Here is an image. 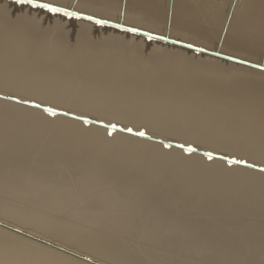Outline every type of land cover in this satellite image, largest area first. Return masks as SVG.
<instances>
[{
	"label": "bare ground",
	"instance_id": "obj_1",
	"mask_svg": "<svg viewBox=\"0 0 264 264\" xmlns=\"http://www.w3.org/2000/svg\"><path fill=\"white\" fill-rule=\"evenodd\" d=\"M27 1L0 0V222L99 264H150L139 251L151 257L172 246L153 264H264V71L169 44L144 61L136 37L164 43L126 30L155 34L151 23L164 24L190 45L264 65V0L64 8L80 19L75 31L119 30L136 36L130 45L112 32L72 44L66 27L36 21L56 10L36 2L62 3ZM185 54L196 56L191 67ZM216 226H239L244 237L219 236ZM130 231L149 241L136 251L115 240ZM0 264L89 263L0 227Z\"/></svg>",
	"mask_w": 264,
	"mask_h": 264
},
{
	"label": "rangeland",
	"instance_id": "obj_2",
	"mask_svg": "<svg viewBox=\"0 0 264 264\" xmlns=\"http://www.w3.org/2000/svg\"><path fill=\"white\" fill-rule=\"evenodd\" d=\"M73 1V0H72ZM216 1H219V2H221V0H216ZM50 2V1H49ZM52 2H54V1H52ZM75 2V0L73 1V2H67V3H65V2H61V1H55L54 3H56L55 5H58L59 3V5L58 6H64L63 8H66V9H71V10H75L76 9V11L78 10L79 12H80V10H81V12H89V10H84V8H80V9H77V8H75V4H71V3H74ZM61 3H62V5H61ZM67 4V5H65V4ZM70 4V6H69V4ZM9 6V8H8V6ZM69 6V7H68ZM72 6V7H71ZM12 7V8H11ZM6 8L10 11V12H12V9H13V6L10 4V3H6ZM25 8H27V7H24V9L23 8H20V9H18V10H16L15 12H16V14L17 13H21L22 11H25L26 9ZM34 8H37V9H42V10H48V9H46V8H40V7H35L34 6ZM19 10L21 11V12H19ZM83 10V11H82ZM106 10V9H105ZM18 11V12H17ZM38 10H36V12H37ZM51 11H55L56 13H59V14H56L55 12V14L53 13V14H47L46 12L44 13V12H40V15H38L37 16V18H36V21L38 20V22L39 21H41V22H39V24L41 25V27H43V28H46V27H56L57 26V28H60L61 26H64V27H66V28H64V27H61V28H64V31L67 33V37H69L68 39H69V41L73 44H76L77 43V41H79L80 40V37H82V35H86V37H87V34H81V32L80 31H78V32H80V33H78L77 31H75V30H81V29H78V27H80L79 25H80V19H78L77 17V19L76 18H74L75 16H72L75 20H72V19H70V17H68V16H71L70 14H66V13H63V12H60V11H56V10H51ZM50 11V12H51ZM13 15V14H12ZM46 17H45V16ZM53 15H54V17H53ZM61 15V16H60ZM62 15H67V17L66 16H62ZM102 15H104L105 16V18H110V21H112V20H115V21H113V22H117V20L119 21L120 19H117L116 18V15H118V14H116V15H110V14H107V15H110V16H107V15H105V14H102ZM107 16V17H106ZM42 17V18H41ZM61 17H62V19H61ZM44 18V19H43ZM58 18L59 20H58V23L57 22H54V21H56V19ZM115 18V19H114ZM43 19V20H42ZM46 19V20H45ZM52 19H53V21H52ZM55 19V20H54ZM69 19V20H68ZM126 19L127 18H125V20H124V24H128L127 26H129V23H130V25H132L133 24V22L131 21L132 19H127V21H126ZM109 20V19H108ZM48 21V22H47ZM50 21V22H49ZM59 21H61L60 23L61 24H64V25H61L60 23H59ZM70 21H72V24H69V22ZM76 21V22H75ZM47 22V23H46ZM78 22V23H77ZM119 22H121V21H119ZM126 22V23H125ZM53 23H54V25H56V26H54L53 25ZM55 23H57V24H55ZM77 25H76V24ZM46 24V25H45ZM53 26H52V25ZM70 25V26H69ZM97 25H99V24H97ZM134 25V24H133ZM160 25V26H159ZM155 24V23H151V26H153L152 27V29H154V30H151V31H156V33H158V32H160L159 34H161L162 35V33H164L163 34V36H167V37H170V39H174V37H175V39L174 40H177V34H175V36L173 35V33H172V30H168L169 28L167 27L166 28V26L163 24V25H161V24ZM45 26V27H44ZM70 28H69V27ZM92 26V27H91ZM89 25V26H87V28L88 29H90V30H88V31H86V33H88V35H89V37H87V39H89V38H91L90 40L91 41H95V42H98V41H100V40H102V39H105L106 37H108V36H110L111 34H113L114 36H117V37H119L120 36V38L121 37H123L124 35H123V33H120L119 32V30H115L114 29V31L113 30H111L110 31V29H105V28H97L96 26H93V24L92 25ZM157 26H159L158 28H157V30L155 29ZM162 26V27H161ZM90 27V28H89ZM104 27H106V26H104ZM155 27V28H154ZM165 27V28H164ZM76 28V29H75ZM93 28V29H92ZM107 28V27H106ZM115 28H117V27H115ZM139 28H141V27H139ZM165 30H164V29ZM75 29V30H74ZM92 29V30H91ZM101 29V30H100ZM118 29V28H117ZM163 29V30H162ZM167 29V30H166ZM69 30H71V31H69ZM74 30V31H73ZM98 30L101 32H98ZM143 30V29H142ZM145 30V29H144ZM159 30V31H158ZM160 30H162V31H160ZM69 31V32H68ZM91 33H90V32ZM108 31V32H107ZM158 31V32H157ZM76 32H77V34H76ZM108 34H107V33ZM112 32V33H111ZM166 32V33H165ZM169 32V33H168ZM65 33V34H66ZM69 33V34H68ZM109 33H111L110 35H109ZM130 34H135V35H139V34H136V33H134V32H129ZM154 33V32H153ZM155 33V34H156ZM171 33H172V35H171ZM77 36V37H75V35ZM81 35V36H78V35ZM92 34V35H91ZM99 34V35H98ZM103 34V35H102ZM159 34H157V35H159ZM70 35V36H69ZM93 35H94V37H93ZM108 35V36H107ZM123 35V36H122ZM131 36V35H125L124 36V39H130V42H129V45H130V43L131 42H133V41H131V38L132 37H136V36ZM169 35H171L172 36V38H171V36H169ZM90 36H92V37H90ZM96 36V37H95ZM100 36L102 37V38H100ZM106 36V37H105ZM129 36V37H128ZM140 37H142V35H139ZM174 36V37H173ZM131 37V38H130ZM177 37V38H176ZM181 36H179V38H180ZM74 38H77V39H74ZM94 40H93V39ZM99 38V39H98ZM134 38H132V40L134 39ZM179 38H178V40H179ZM73 39V40H72ZM137 39H141V40H138V43L141 41H143L142 42V45L144 46V43L146 44L145 46H144V48L145 49H143V46L141 47V42L139 43V45H138V47H139V49H140V47L142 48V50H143V53H142V51H141V49H140V51H141V54H142V56H143V58H144V61H147V60H149V58H151L153 55H162V53H164V52H162V50L161 49H163V50H166L167 49V44H169V43H167V42H163V41H160V42H163L164 44H158V43H155V42H149V41H146V40H142V38H139V37H136L135 39H134V42L135 41H137ZM152 39V38H151ZM182 39V40H181ZM97 40V41H96ZM153 40H155V39H153ZM180 40L182 41V42H184V43H187V41H189L188 39H187V41H186V39L184 40L183 38H180ZM157 41V40H156ZM159 41V40H158ZM126 42V41H125ZM189 42H192V43H195V42H193V41H189ZM148 43V44H147ZM154 43V44H153ZM156 44V45H155ZM187 44H189V43H187ZM155 46L154 48H152V47H149V46ZM159 45V46H158ZM169 45H171V44H169ZM160 47V48H158V47ZM166 48H165V47ZM207 46V45H206ZM213 46V44L211 45V46H209V47H212ZM172 47V46H171ZM198 47V46H197ZM215 46H213V48H214ZM169 48V47H168ZM203 49H206L207 47H202ZM151 49H153L152 50V52H151ZM154 50H155V53H154ZM156 50H157V52H156ZM159 50V51H158ZM175 50V49H174ZM209 50V49H208ZM212 50V49H211ZM161 51V53L159 54V52ZM176 51V50H175ZM213 51H216V47H215V50H213ZM217 51H219V50H217ZM147 53H152L151 54V57H150V54H149V57H148V55H147ZM157 53V54H156ZM223 54H225V53H223ZM187 55V56H186ZM141 56V57H142ZM147 56V58H145ZM185 56L187 57V60H186V62H187V64H188V66L189 67H191L190 65H192L191 63L195 60V57L196 56H194V54H190V56L193 58H190V56H189V54H185ZM189 56V57H188ZM161 59V58H160ZM188 59H190V60H188ZM190 61V63H188ZM219 63V65H224L225 64V62L224 63H222V62H218ZM227 64H225L223 67H227L226 66ZM229 66V65H228ZM253 69V68H252ZM223 74H219V77L223 80V81H225V82H228V80H226V79H229V78H227V76H225V74L222 76ZM261 79H263V78H261ZM263 81H264V79H263ZM64 175L65 176H71V173L68 171L67 172V169L66 170H64ZM222 216H224V217H226V218H234V217H236L237 216V213H234V212H227V213H225L224 215H222ZM172 218H174V219H176V216L175 215H173L172 216ZM112 226H114V225H112ZM216 227H218L219 229H220V231H219V236H221V235H225V234H230V235H234L235 237H237V239H240V238H243L244 237V235H243V233L241 232V230L239 229V226H216ZM118 229V228H117ZM117 229H114V228H112V227H109V228H107L106 229V231L107 232H114V233H118L117 232ZM203 231H205V229L204 228H202V227H200L199 229H198V232H203ZM34 234H36V233H34ZM34 236V235H33ZM35 237H37V236H35ZM105 237H108V238H110L109 236H105ZM115 237V240L117 241V242H119V243H121V244H123V245H125L127 248H129L130 250H138V248H139V244L141 245V243L142 242H148L149 241V239L147 238V237H145V236H142V235H139L138 233H136V232H133V231H130V233H124V234H122V236H114ZM29 239V238H28ZM31 240V239H30ZM57 245V244H56ZM76 246V245H75ZM75 246H73V247H75ZM77 247V246H76ZM176 246H172L171 247V251H166V252H164V251H157L156 253H154V254H151V257H147V256H144V255H142V252L141 251H139L140 253V256L142 257V259H147L149 262H150V264H153L159 257H161V256H163L164 254H172V253H174L173 252V250H174V248H175ZM77 248H80V247H77ZM84 252V251H83ZM249 256V255H248ZM73 257V256H72ZM249 259H251V260H253V261H250V262H252V263H254V261H259L258 259L259 258H255V257H249Z\"/></svg>",
	"mask_w": 264,
	"mask_h": 264
},
{
	"label": "water",
	"instance_id": "obj_3",
	"mask_svg": "<svg viewBox=\"0 0 264 264\" xmlns=\"http://www.w3.org/2000/svg\"><path fill=\"white\" fill-rule=\"evenodd\" d=\"M25 1L28 2L27 0H25ZM36 4L40 8L47 7V8L60 10L61 12H69V11H71V10H66L64 8L48 5V4L42 3V2H36ZM71 13L74 14L75 12L71 11ZM77 16L89 19L91 21L101 22V23H104L106 25L119 27V25L117 23H113V22H110V21H107V20H99L98 18H94V17H91V16L83 15V14H78ZM126 30L134 32V33L139 34V35H143V36L148 37V38H152V39H155V40L167 42V43H169L171 45H174V46L182 47V48H185V49H188V50L199 51V52L205 53V54H207L209 56H213L215 58H219V59H222V60H225V61H228V62L240 64V65H243V66H246V67H250V68H253V69H256V70L264 71V65H262L263 63H261V64L251 63V62H248V61H245V60H241V59H238V58H235V57H232V56L221 54L217 50L216 51H209V50H206V49H203V48H200V47H196V46H193V45L181 42V41L170 39L167 36H161V35L153 34V33H150V32H147V31H143V30H139V29H136V28L127 27ZM32 106L38 107L37 105H34V104H32ZM49 111L57 112L58 114H62V115H66L64 112L53 111V110H50V109H49ZM116 129L120 130L119 128H116ZM126 132L131 133V131H126ZM136 135L145 137V135L143 133H137ZM185 149H190V148L186 147ZM190 150H193V149H190ZM214 157H217V158H220V159H225V160H228L230 162H234V163H237V164H240V165H244V166H248V167H251V168H256L253 165L248 164V163H244L242 161L240 162V161L233 160V159H228V158L226 159V158L219 157V156H214ZM258 169L264 171V168H258ZM0 227H2L4 229H7V230H9L11 232L17 233V234H19L21 236H24L26 238H29L31 240H34L36 242H39L41 244L47 245V246H49V247H51V248H53L55 250H58V251H60L62 253H65V254H68L70 256H73L74 258H77V259L82 260L84 262H87L89 264H99V263H97L95 261H92V260H90V259H88V258H86L84 256H81V255H78L76 253L67 251V250H65L63 248H60V247L54 245V244H51L50 242H47L45 240H42V239L37 238L35 236H32L30 234H27V233H24L22 231H19V230L13 228V227H10V225H7V224H4V223L0 222Z\"/></svg>",
	"mask_w": 264,
	"mask_h": 264
}]
</instances>
